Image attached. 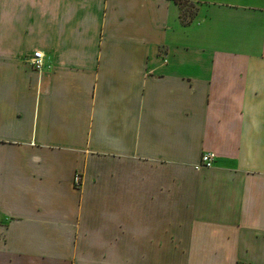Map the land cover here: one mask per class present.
Instances as JSON below:
<instances>
[{
    "label": "crops",
    "instance_id": "1",
    "mask_svg": "<svg viewBox=\"0 0 264 264\" xmlns=\"http://www.w3.org/2000/svg\"><path fill=\"white\" fill-rule=\"evenodd\" d=\"M0 264H264V0H0Z\"/></svg>",
    "mask_w": 264,
    "mask_h": 264
},
{
    "label": "built area",
    "instance_id": "2",
    "mask_svg": "<svg viewBox=\"0 0 264 264\" xmlns=\"http://www.w3.org/2000/svg\"><path fill=\"white\" fill-rule=\"evenodd\" d=\"M43 58H44L43 53L40 50L34 51L32 54V58H31L32 66H34L35 69L40 70L44 65ZM213 159H214V156L212 153L205 152L201 156L200 165L209 166L210 164H212ZM74 181L78 183L79 176L76 175L74 178Z\"/></svg>",
    "mask_w": 264,
    "mask_h": 264
},
{
    "label": "trees",
    "instance_id": "3",
    "mask_svg": "<svg viewBox=\"0 0 264 264\" xmlns=\"http://www.w3.org/2000/svg\"><path fill=\"white\" fill-rule=\"evenodd\" d=\"M192 16V14L190 15V17Z\"/></svg>",
    "mask_w": 264,
    "mask_h": 264
}]
</instances>
